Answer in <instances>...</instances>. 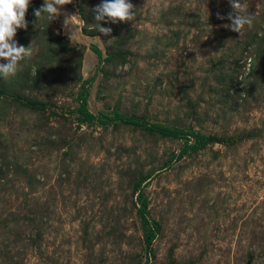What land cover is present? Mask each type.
I'll return each instance as SVG.
<instances>
[{
	"label": "rangeland",
	"instance_id": "obj_1",
	"mask_svg": "<svg viewBox=\"0 0 264 264\" xmlns=\"http://www.w3.org/2000/svg\"><path fill=\"white\" fill-rule=\"evenodd\" d=\"M130 2L109 37L90 30L101 0L63 6L72 44L31 0L14 37L31 55L0 78V264H264V0H241L240 35L228 0ZM95 73L94 115L209 141L79 122Z\"/></svg>",
	"mask_w": 264,
	"mask_h": 264
},
{
	"label": "clouds",
	"instance_id": "obj_2",
	"mask_svg": "<svg viewBox=\"0 0 264 264\" xmlns=\"http://www.w3.org/2000/svg\"><path fill=\"white\" fill-rule=\"evenodd\" d=\"M73 0H43L40 8L33 10V15L38 21L47 17L48 20L54 21L60 15H64L63 28L68 35L72 44H77L75 40V30L73 20L76 15L62 13L61 8L71 4ZM31 0H0V78L8 80L14 77L19 70V62L31 55L30 46H19L14 39L18 29L27 30L28 22L26 13L30 6ZM231 11L226 15L217 13V19L228 20L230 23L221 25L229 28L231 31L242 34L245 26H251L252 18L246 14V5L241 0H228ZM135 6L130 0H101L92 10L94 13L95 24L90 30H96L109 37L113 29L103 27L101 23L120 24L122 22H134L136 11ZM113 39L107 42L111 43Z\"/></svg>",
	"mask_w": 264,
	"mask_h": 264
},
{
	"label": "trees",
	"instance_id": "obj_3",
	"mask_svg": "<svg viewBox=\"0 0 264 264\" xmlns=\"http://www.w3.org/2000/svg\"><path fill=\"white\" fill-rule=\"evenodd\" d=\"M90 50L92 51V53L95 54L99 63L105 60L103 59L102 52L100 51L99 48L95 46H91ZM95 78H96V73L92 77L85 79L81 84L80 91L77 95L79 107L76 110L79 115L78 116L79 122L91 123L97 120L101 124L121 123L124 125L141 128L146 131L156 132L162 136L173 137V138H184L192 135L195 141L201 146H204L206 142L209 141L208 137H205L198 133L193 134L192 132H185L184 130L178 128H170L159 124H152L144 120L134 118L132 116L123 115L117 111H113L110 113L100 112L98 113V116L94 115L89 111L87 107V99L89 96L88 88L94 82Z\"/></svg>",
	"mask_w": 264,
	"mask_h": 264
}]
</instances>
